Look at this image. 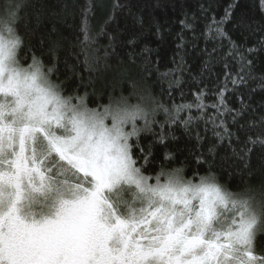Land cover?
Masks as SVG:
<instances>
[{
	"label": "snow or ice",
	"instance_id": "1",
	"mask_svg": "<svg viewBox=\"0 0 264 264\" xmlns=\"http://www.w3.org/2000/svg\"><path fill=\"white\" fill-rule=\"evenodd\" d=\"M260 5L264 12V0ZM19 7L7 6L0 27V264H264V251H256L258 243L264 249L258 240L264 236V206L258 210L251 198L228 191L212 171L225 140L241 160L251 152L249 144L264 148V115L257 139L241 141L224 119L233 113L226 87L211 105L200 90L193 102L171 107L148 105L141 95L135 104L120 97L90 108L85 97L65 95L53 81L59 72L54 52L51 66L35 52L31 63L21 64L22 39L11 26ZM230 8L206 26L209 33L226 36ZM82 31L89 40L86 21ZM239 63L241 71L251 64L243 55ZM230 79L233 86H246L240 73ZM181 83L171 81L169 94ZM248 108L242 102L232 123ZM160 112L163 121L156 119ZM199 121L212 125L218 141L207 153H191L198 167L208 165V174L193 182L183 168L161 166L155 176L146 175L156 159L154 146L175 139L174 126L190 134V125ZM246 124L238 131L256 127L254 120ZM202 139L197 133L200 147ZM233 140L243 144L239 151ZM164 159L171 163V154L166 151ZM48 202L57 206L55 215L36 219L32 209Z\"/></svg>",
	"mask_w": 264,
	"mask_h": 264
},
{
	"label": "trees",
	"instance_id": "2",
	"mask_svg": "<svg viewBox=\"0 0 264 264\" xmlns=\"http://www.w3.org/2000/svg\"><path fill=\"white\" fill-rule=\"evenodd\" d=\"M15 1L20 7L12 27L22 39L18 50L21 64L31 63L35 52L43 54L41 58L51 66L50 52H54L59 72L52 79L62 84L65 95L85 97L90 108L120 97L135 104L141 95L148 105L155 101L171 107L173 103L193 102L200 90L204 92V103L211 105L218 91L226 87V102L233 113L224 119L231 132L245 141L248 136L257 139L262 131L259 117L264 115V12L260 0ZM7 2L0 0V11ZM229 8L231 19L223 25L226 36L221 39L209 33L206 26L221 20ZM85 21L90 37L87 41L82 31ZM249 49L256 51L250 53ZM230 52L234 54L230 56ZM240 55L251 62L243 71ZM237 73L245 77L246 86L232 85L230 78ZM176 78L181 80V87L175 90L173 84L170 95L169 83ZM242 102L249 108L238 118L239 123L233 124L235 110ZM206 112L214 114L210 107ZM193 115L198 113L193 110ZM156 119L163 121V112ZM249 120H254L256 127L247 134L238 131L240 125L249 127ZM168 132L166 127V136ZM171 132L176 138L168 136L163 145L154 146L156 159L145 174L155 176L161 166L166 171L179 167L184 169L185 179L197 182L208 174V165L198 167L191 153H207L210 146L218 143L212 125L199 121L190 125V134L179 126ZM197 133L203 138L202 147L197 145ZM232 143L235 145V140ZM227 145L225 140L218 148L212 171L218 183L234 194L251 198L259 210L264 206V148L259 143L249 144L252 150L241 160L232 155ZM235 146L239 151L243 144ZM166 151L171 154V163L164 159ZM258 240L264 241V236ZM256 251H264L259 243Z\"/></svg>",
	"mask_w": 264,
	"mask_h": 264
},
{
	"label": "rangeland",
	"instance_id": "3",
	"mask_svg": "<svg viewBox=\"0 0 264 264\" xmlns=\"http://www.w3.org/2000/svg\"><path fill=\"white\" fill-rule=\"evenodd\" d=\"M12 4H17V2L15 0H12ZM8 5L9 3L7 2V4L4 5L1 11L6 10ZM16 11H18V9H16ZM69 179L71 180V177ZM154 182H155L154 180L150 181V183H154ZM66 196L68 199H73L72 193H67ZM56 211H57V206L54 205L52 202L37 205L32 209V212L34 213L35 218L38 220H44L46 218H51L55 215Z\"/></svg>",
	"mask_w": 264,
	"mask_h": 264
},
{
	"label": "clouds",
	"instance_id": "4",
	"mask_svg": "<svg viewBox=\"0 0 264 264\" xmlns=\"http://www.w3.org/2000/svg\"><path fill=\"white\" fill-rule=\"evenodd\" d=\"M8 3H12V0H8ZM8 17H7V14H6V10L4 11H0V27L3 26V21L7 20Z\"/></svg>",
	"mask_w": 264,
	"mask_h": 264
}]
</instances>
